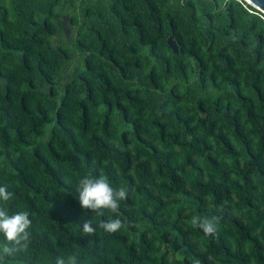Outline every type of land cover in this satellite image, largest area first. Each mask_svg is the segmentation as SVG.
Returning a JSON list of instances; mask_svg holds the SVG:
<instances>
[{
	"label": "trees",
	"instance_id": "obj_1",
	"mask_svg": "<svg viewBox=\"0 0 264 264\" xmlns=\"http://www.w3.org/2000/svg\"><path fill=\"white\" fill-rule=\"evenodd\" d=\"M84 175L127 189L116 212L80 207ZM0 186L6 211L32 221L6 264L73 251L79 264H264V13L245 0H0ZM194 216L219 218L216 232ZM117 218V232L100 227Z\"/></svg>",
	"mask_w": 264,
	"mask_h": 264
},
{
	"label": "clouds",
	"instance_id": "obj_2",
	"mask_svg": "<svg viewBox=\"0 0 264 264\" xmlns=\"http://www.w3.org/2000/svg\"><path fill=\"white\" fill-rule=\"evenodd\" d=\"M76 190L78 201L82 209L95 212L103 216V210L108 209L116 212L119 202L127 198V189L123 186L114 188L104 175H84L78 180ZM14 196V193L7 190L6 186H0V234L4 237V243L0 244V264H6L9 258L17 253L26 251L31 242L29 231L32 221L27 211H19L9 214L3 204H6ZM219 218L192 217L191 224L194 228L202 229L206 235L214 234L217 230ZM124 226V222L117 219H110L102 222L100 227L109 233H114ZM83 234L93 236L96 228L92 221L86 219L82 224ZM54 264H79V253L73 251L67 258L57 256Z\"/></svg>",
	"mask_w": 264,
	"mask_h": 264
},
{
	"label": "water",
	"instance_id": "obj_3",
	"mask_svg": "<svg viewBox=\"0 0 264 264\" xmlns=\"http://www.w3.org/2000/svg\"><path fill=\"white\" fill-rule=\"evenodd\" d=\"M246 2L250 3L251 5H253L254 7H256L257 9H259L260 11H262L264 13V0H245ZM166 42L169 45V47L171 48V50L176 53L178 50L177 44L174 40V38L171 35H168L166 37Z\"/></svg>",
	"mask_w": 264,
	"mask_h": 264
}]
</instances>
